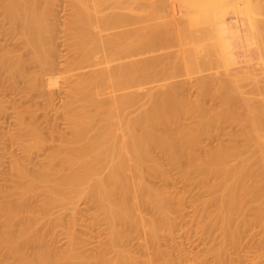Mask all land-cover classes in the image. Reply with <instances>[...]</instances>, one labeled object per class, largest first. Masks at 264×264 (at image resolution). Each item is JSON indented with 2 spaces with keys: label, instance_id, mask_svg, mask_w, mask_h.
<instances>
[{
  "label": "bare ground",
  "instance_id": "obj_1",
  "mask_svg": "<svg viewBox=\"0 0 264 264\" xmlns=\"http://www.w3.org/2000/svg\"><path fill=\"white\" fill-rule=\"evenodd\" d=\"M57 1L0 0L2 30L9 41L24 44V52L29 54L24 58L20 48L18 53L10 47L1 50L0 72L6 73L11 84H5L13 89L18 87V77L26 79L32 90L56 87L60 73L54 76L49 65L60 35L55 21ZM167 1L154 0L139 16L132 14L134 0L67 1L64 45L68 53L62 62L64 69L68 67L63 69L65 73H70V87L60 105L62 111L51 105L56 92H43L50 93L46 100L67 120L70 134L60 139L59 146L50 143L57 147L52 145L55 149L50 150L37 119H18L26 153L34 149L44 152L46 143L50 152L45 154L47 161L31 172L20 159L13 162L12 172L16 171L19 180L11 189H2L0 253L5 251L20 264H142L140 256L132 252L136 250L133 240L139 236L143 240L139 250L149 256L147 264H154L155 259L175 264L160 248L159 239L175 228L176 215H182L184 206L182 199L175 202L169 189L149 181V177L170 178L158 154L169 160L184 181L209 193L208 199L199 195L194 200L201 229L212 241L215 232H220L222 242L215 249L219 259L253 225L264 233V99L252 103L243 98L241 104L233 94L235 83L226 77H200L196 100L183 94L186 83L169 81L178 77L180 67L176 60L175 64L166 62L168 66L167 56L165 60L159 53L170 22ZM222 3L217 0L214 4ZM195 57H200L199 52ZM30 63H38L42 71H29ZM139 92L145 93L147 102H142ZM213 99H220V105L215 100V105H209ZM240 107L245 115H240ZM25 109L33 113V109ZM186 118H192L194 124L187 125ZM224 121L240 128L228 132L230 141L221 140L208 148L204 139L225 132ZM82 199L97 208V221L105 222L109 229L107 242L93 255L94 260L80 247L75 229L68 232L66 249L56 244L57 227L67 226L69 231L71 221L72 230ZM57 207H72L67 224L61 212L54 211ZM155 244L159 249L149 253Z\"/></svg>",
  "mask_w": 264,
  "mask_h": 264
},
{
  "label": "rangeland",
  "instance_id": "obj_2",
  "mask_svg": "<svg viewBox=\"0 0 264 264\" xmlns=\"http://www.w3.org/2000/svg\"><path fill=\"white\" fill-rule=\"evenodd\" d=\"M58 1L56 3H58L59 6H57L58 4H55V8L57 10L55 21H57V24H59L58 28H60V31L58 28L57 29L60 35H58L59 33L57 31L58 34L56 33V35L58 36L56 37L55 41L57 53L52 58L53 62L49 65V67L52 66V69H50L52 70V72H54V76H59V73L60 76L62 75L61 73L65 74L64 78H60V76L58 77L60 78L59 81L57 78L59 87L57 86V83L55 84L56 87L54 86L55 88L52 87L53 92H56V96H53L55 97V102H53L54 104L51 105L52 107L53 105H56V107L53 108L59 109L61 108L60 105H63V103L65 102L64 100H66V89L67 91H69L68 88L70 87V79L68 76L70 73H65L68 67L64 69L63 66V59H67L66 53H68L66 47L67 45L64 43V39L66 36L64 26L69 17L68 9L70 6L68 5L69 3L67 4V1L69 0ZM153 1L154 0H134L133 6L135 7V10L132 12V14L134 16H139V14L141 15L144 11L143 9L149 8L150 3ZM168 1L165 6L167 7L168 5V9H165L169 13L167 14L170 15V22L169 26H167L166 29L167 32L164 34L165 36L163 41V49H161L159 53H163L161 54L165 60L167 56L168 60L165 61V63L170 62V64H175L177 62L176 65L178 64L180 67V70L177 74L178 77L169 79V81H174L176 83H186L187 89L184 90L185 92L183 91V94H186L185 96H190L191 99L196 100L198 98L199 90L197 81L200 77H226L231 79L235 83V91H233V94H235L234 96L237 101L241 102L244 99L250 98V101H252V103H255L259 102V100L264 99V0H226L227 4L224 3V0H220V3H223L222 6L218 7V4L215 5L217 0H197L198 6L195 4L196 0H188L189 4L193 3V6L191 4L190 6L186 4L187 0ZM184 1L186 2L184 3ZM205 1H207L208 3ZM211 3L215 6H213ZM146 4H148V6H146ZM210 4L211 6H209ZM65 5L68 6L66 7ZM195 6L197 7L195 8ZM138 8H140L141 10H138ZM0 19L2 18L0 17ZM56 19H58L59 21ZM2 29L3 28L0 29V48H2L0 49V53L1 50L3 51V49L9 47V49H14V51L18 53V50L20 48L19 52L21 53L19 54L23 53V55H25L24 58H26L29 54L27 55L28 52H24V44L21 43L22 45L20 44V47L17 46L18 41H15L16 39H13V42H11L12 40L9 41V36H7L6 34L7 32L5 33V31ZM2 32H4L5 34H2ZM3 35L6 36L4 37ZM3 39L4 41H2ZM16 42L17 44L15 45ZM1 45H4V48L1 47ZM195 52H199L200 57H195ZM64 55L66 57H64ZM65 63H67V61ZM183 63L184 65L186 64L188 66H184ZM30 64L31 67L29 66V71H42V68H39L40 66H38V63H34L35 65H33L32 63ZM166 64L168 66H171L169 63ZM52 72L50 71V73ZM0 75V102L4 103L3 105L1 104L2 106L0 105L1 201L2 189H11L18 183L19 180L15 173L16 171L12 172L14 170V160L16 158L20 159L22 163L27 166L25 167L30 172L33 171L37 165L47 161L46 152H50L47 151V149H49V146L51 145L50 150L54 147L57 148L54 144H57V146H59V144L62 143V140L60 139H63L64 135L66 136L70 134L68 133L70 130L68 129V125H66L67 120L64 119V116H61L62 114L59 111L61 109H57L58 111L53 109L51 105L48 104V99L46 100V96H48L52 90L46 91L47 89L45 90L43 88L46 92H50L48 95L46 94V92H43V89V91L32 90L27 80L23 77V79L21 77H18V79L16 78V80L20 83L16 81L17 84L15 85H18V87H16L17 89H13L12 86L9 85V87L7 85L10 82L8 81V83L6 80L8 79L6 78V73L4 74V72H0ZM6 82L7 84H5ZM189 84H191L192 86H190ZM54 89L56 91H54ZM17 90L19 91L17 92ZM139 95L143 103L147 102V97L144 92H139ZM214 100L215 99H213V101L210 100V103L208 104L215 105V103H217V106H219L221 100L217 99L215 100V103ZM207 102H209V99ZM140 105L141 104H139L137 108H139ZM25 107H28V110L29 108L33 109V113H30V110V112H28L27 109H25L24 111L23 109ZM130 108H132V110H138L137 108ZM130 108L128 107V110ZM24 112L26 114H24ZM239 113L240 115L246 114L242 107L239 108ZM22 114H24V116H22ZM20 117H25L24 120L26 122L32 121L31 118L37 119L36 121L40 123L39 125L41 130L43 128L42 133L44 131V137L47 136L45 138H48L47 142L49 144L54 142L55 143L48 145V147L46 146V143V145L44 146L46 147V149H44V147L42 148L44 152H41L40 149L39 152L37 151V149H34L31 153H26L25 146L22 143L24 138L22 139L23 136L19 132L21 130H18V119H20ZM185 122L189 126H192L194 124V120H192V118H186ZM224 126L226 127V131L222 134L214 132L210 137H206L204 139L205 145L208 148L216 146L217 143L221 140H224L225 142L230 141L232 137L228 134V132H230V130L232 129L236 130L240 128L239 124H231L229 121H224ZM54 130L56 131V133ZM16 135H21V139H16ZM26 138L28 139V137ZM50 138L52 139V142ZM22 144L24 146V149L22 148ZM52 145L54 147H52ZM158 156L160 161L167 169L170 178L169 180H164L161 177H149V181L151 183H155L159 186L169 189L176 197V199H174L175 202L177 203L179 199H182V204L184 206H182L183 209L180 213L183 216H180L179 214L176 215L177 218L175 220V228L170 232H164L159 239V245H161L160 248L165 251L166 257L170 258V260L172 259L175 264H177L179 261L180 263L183 262L182 264H264V233L261 232L262 230L258 225H253L251 229L243 233L242 238L238 241L239 244L237 243L228 245V254L225 255L222 259H219L217 257L215 249L218 248L222 242L220 238V232H215L216 239L212 241L209 238L208 234H206V232L201 229L198 223L196 212L197 209L194 200L195 197L199 195L204 199H208L210 196L209 193L201 191L195 186L190 185L189 183L184 181L180 172L172 167L166 157L159 154ZM212 209L215 210L214 207H212ZM54 211L59 215L62 214L64 216L63 218L64 221H66V224L72 218V207H66V209L57 207ZM59 212H61V214ZM97 214V208L94 207V205H92L88 200L82 199L78 203L77 220L75 222L76 224H74L75 226L73 225L72 230H70V227L72 225L71 221L69 222L71 225L67 224L69 227V231L65 228L67 226L57 227V246L61 249H66L70 242V234H68V232L75 229L77 241L79 240L78 242H81V244L79 243L80 247L82 246L81 248L84 250V252H86L87 250V254L90 256L92 255V260H94L93 258L95 257V254H97V252L105 246L109 235L108 226L101 220L97 221ZM136 238L133 240V247H135L136 250L138 248V251L134 249L135 251L132 252L137 256H140V258L142 259V264H147V259L149 256L144 253V251L139 250V245L143 242V240L139 238V236H137ZM159 245L155 244V246H150L148 252L151 254L155 253L156 249H159L157 247ZM182 249H184V251L186 252L185 257L182 256ZM180 259L183 261H181ZM202 259L205 260V262ZM161 263V260L155 259L154 264ZM0 264L20 263L16 259L10 257L5 251H3L0 253Z\"/></svg>",
  "mask_w": 264,
  "mask_h": 264
}]
</instances>
